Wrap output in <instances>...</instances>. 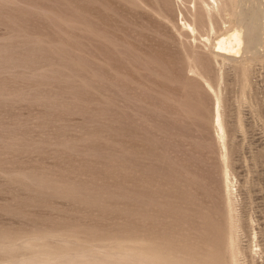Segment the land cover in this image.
Wrapping results in <instances>:
<instances>
[{
  "label": "rangeland",
  "instance_id": "rangeland-1",
  "mask_svg": "<svg viewBox=\"0 0 264 264\" xmlns=\"http://www.w3.org/2000/svg\"><path fill=\"white\" fill-rule=\"evenodd\" d=\"M187 2L0 0L2 233L233 264L232 192L236 263L264 264V38L217 58L233 20L198 28Z\"/></svg>",
  "mask_w": 264,
  "mask_h": 264
},
{
  "label": "bare ground",
  "instance_id": "bare-ground-1",
  "mask_svg": "<svg viewBox=\"0 0 264 264\" xmlns=\"http://www.w3.org/2000/svg\"><path fill=\"white\" fill-rule=\"evenodd\" d=\"M192 2L196 3L198 7V13L195 12L196 14H194L195 16L193 18L194 20L193 23H195L198 26V28L199 27L201 29L208 28V27L212 28L215 17L216 16L221 17V15L224 13L228 14L229 18H231L235 24L234 28L222 33L216 38L215 44H213V47L215 49L213 51V55L215 57L227 59V60H234L235 57H237L238 55H241L243 52L249 53L252 56V58L257 54L258 48L261 47L263 43V38H264V26H263L264 25V8L260 3H252L251 0H192ZM186 3H188L187 0H186ZM193 3H192L193 6L190 5L191 7H194ZM192 14L193 13H191V17H192ZM233 22L231 23L233 24ZM183 25L186 28H188V30L191 31V34L192 33L194 34V32L196 31L194 26L188 23V21L187 22L184 21ZM205 40L207 39L205 38ZM243 67H245V65ZM241 70L240 72H243ZM244 70H246L244 74L246 76L248 74L247 69H244ZM245 80L246 79H244V81ZM218 101H219V98H218ZM219 102H217V106ZM215 115H216V127L219 133L218 138L221 140V142H223L225 139V131H224V126L221 121V114L218 111V109L216 110ZM225 187L227 186H224V188ZM231 193L228 192V194H226L227 197H225L227 199L226 200L227 201L226 208H228L227 213L229 211V215H230L229 217L230 226L228 225V227H230V230L229 229L227 230L230 231V235H228L230 236L228 238L230 246L228 247H230L231 250L229 248L228 249L229 251H231L230 253L231 258H229L230 261L232 260L233 264H237L236 256L238 254L237 246L239 244L236 246V242H235L236 239L234 236L235 234L234 230L236 229L235 228L236 224H235V219H234L233 210H232L233 202L231 203L230 197H229ZM21 235H24V234H21ZM64 236L54 235V236H50V237L43 238V239L42 238L41 239L40 238L31 239V238L17 237V239H14V238L7 236L6 233L1 232L0 233V260H6L7 261L6 264H14L15 260L17 259H25L27 261L31 260L32 261L31 264H59L54 261L53 257H51L53 256V252H55L52 250L56 249L60 251L59 254L61 253V257L63 258L76 256V258H78V262L76 264H138L139 259H141L142 257L152 258L157 264H212L211 262H205L207 261V259L202 260L204 261L203 263L201 262V260L197 263V262H194L193 260L192 261L188 260L187 257L183 255H180V254L174 255V253L170 252L174 248L172 247V249L170 250L169 249L170 247H169L168 248L169 251H168L164 249V246H163L166 243L162 245L161 242L159 243H161V246L163 247V249L153 248L152 246H149L145 243L123 242L122 240H121L122 242L119 241L118 243H115V241H113L114 243L113 245L96 244L97 246H95V245H87L85 243H79L78 241L80 240L78 239L76 241L72 238H69V236L67 237L66 235ZM237 237L238 236L236 235V238ZM83 239L85 238L83 237L82 241ZM154 243H151V245H153ZM227 244H228V241H227ZM156 245L158 246V244ZM180 250L181 249H179V251ZM183 253H185V251ZM104 258H109L110 260H104ZM208 261H211V260H208Z\"/></svg>",
  "mask_w": 264,
  "mask_h": 264
}]
</instances>
